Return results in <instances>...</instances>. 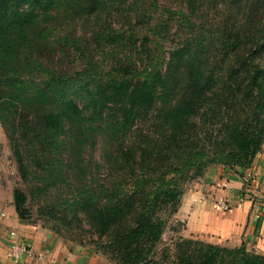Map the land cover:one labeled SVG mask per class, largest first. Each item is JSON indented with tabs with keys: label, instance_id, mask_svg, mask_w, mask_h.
Wrapping results in <instances>:
<instances>
[{
	"label": "trees",
	"instance_id": "1",
	"mask_svg": "<svg viewBox=\"0 0 264 264\" xmlns=\"http://www.w3.org/2000/svg\"><path fill=\"white\" fill-rule=\"evenodd\" d=\"M107 1L0 0V122L24 180H28L29 168L23 139L31 131L38 139L43 136L45 151L55 150L59 155L65 145L63 136L83 128L87 132L98 126L117 134V139L125 137L114 159L121 166L125 185L106 189L102 198L79 189L81 199L77 202L74 198L75 206L89 214L100 237L109 238V247L121 264H154L169 224L175 221L185 228L175 218L185 193L179 182L182 174L195 170L201 175L209 164L217 162L235 171L247 168L263 147L264 26L252 17L248 29L224 33L218 61L203 62L195 54L183 60L184 93L180 104L169 108L158 110L157 105L159 88L168 87L166 74L158 69L160 59L150 58V65L143 70L133 61L122 65L117 75L108 74L90 84L51 71L46 80L37 79L36 73L46 67L37 55L39 39L51 27L52 13L75 6L99 12ZM253 3L258 12L262 3ZM126 34L111 26L105 40L136 49L135 33ZM212 38L207 44L195 39V46L211 52ZM146 40L142 41L143 50L150 53ZM182 51L171 53L169 69L176 68L174 62L182 58ZM227 60L232 63L225 71ZM78 98L84 100L83 107ZM223 109L234 113L224 125L221 147L210 156L197 149L202 142L198 123L215 111L223 113ZM12 114L19 116L18 123L10 121ZM156 119L160 124H153L154 132L141 130L135 137L140 124ZM164 145H170L177 157L162 173L147 170L158 164L157 150ZM57 162L61 168V160ZM62 178L60 172L53 176V180ZM14 198L16 211L24 220L26 196L16 191ZM178 239L175 264H264V255L247 250L244 244L231 248L181 235Z\"/></svg>",
	"mask_w": 264,
	"mask_h": 264
},
{
	"label": "rangeland",
	"instance_id": "2",
	"mask_svg": "<svg viewBox=\"0 0 264 264\" xmlns=\"http://www.w3.org/2000/svg\"><path fill=\"white\" fill-rule=\"evenodd\" d=\"M256 1L108 0L99 12L83 11L78 6L61 8L52 13L51 27L46 29L44 38L39 39L37 55L46 67L43 66L45 70L36 73V78L46 80L48 71H51L58 76L69 75L90 84L108 74L117 75L122 65L133 61H136L139 70H143L150 65V58L160 59L158 69L166 74L168 87L159 88L158 110L177 106L185 88L186 67L183 60L195 54L200 55L203 62L208 59L218 61L222 58L219 40L224 33L239 31V28L248 29L252 17L258 21V25L264 26V0H260L262 6L258 12L253 10V2ZM111 26L126 35L135 33L138 47L131 49L127 45L108 43L105 34ZM145 37L150 53L143 50L142 41ZM211 37V52L197 49L195 39L207 44L206 40ZM178 50H183L182 58L174 62L176 68L169 69L171 53ZM231 63L230 60L224 63L225 71H228ZM78 101L82 107L85 105L83 99L78 98ZM222 111H215L211 117L200 119L198 123V138L202 142L197 149L210 156H214L221 147L226 128L224 125L229 122L228 115L234 113L225 109ZM238 111L241 112V108ZM10 119L11 122L20 121L17 114L10 115ZM158 119L140 124L134 132L135 137L141 130L154 132L153 124H160ZM116 135L98 126L87 132L84 128L74 131L72 136H63L65 145L59 155L55 150L45 151L41 145L43 136L38 139L31 131L23 139L29 168L28 180H24L10 139L0 122V203L15 207V192H23L26 196L24 220L16 211L22 222L49 230L66 244L99 253L112 264H121L109 247V238L100 237L89 214L78 209L74 201V198L77 202L81 199L79 189H86L90 195L102 198L105 197L106 189L125 185L121 166L114 160L125 137L117 139ZM171 149L170 145L161 146L156 155L158 164L148 166L147 170L157 173L166 171L171 160L177 157ZM59 159L61 168L57 162ZM220 165L223 164H209L201 175L195 170L186 176L182 174L179 180L181 187L186 192L204 179L209 167ZM58 172L63 176L62 181L53 180ZM132 178H128L129 181ZM1 210L0 215L5 216ZM171 227L175 230L172 231ZM182 231L175 221L169 224L158 246L154 264L176 263V243L179 236H183Z\"/></svg>",
	"mask_w": 264,
	"mask_h": 264
},
{
	"label": "crops",
	"instance_id": "3",
	"mask_svg": "<svg viewBox=\"0 0 264 264\" xmlns=\"http://www.w3.org/2000/svg\"><path fill=\"white\" fill-rule=\"evenodd\" d=\"M220 203L229 209H221ZM0 209L5 213L0 217V264H112L99 253L22 222L14 205L0 203ZM175 218L185 224L186 238L231 248L244 244L264 255V144L247 168H208L204 179L184 193ZM17 241L33 254L15 260L11 251Z\"/></svg>",
	"mask_w": 264,
	"mask_h": 264
},
{
	"label": "built area",
	"instance_id": "4",
	"mask_svg": "<svg viewBox=\"0 0 264 264\" xmlns=\"http://www.w3.org/2000/svg\"><path fill=\"white\" fill-rule=\"evenodd\" d=\"M219 207L223 210L229 209V206L227 203H220ZM3 216H4V214L0 215V217H3ZM11 252H12V257L15 260L21 259L23 255H32L33 254L32 249L28 245L24 244L21 241H17L12 245V251Z\"/></svg>",
	"mask_w": 264,
	"mask_h": 264
}]
</instances>
